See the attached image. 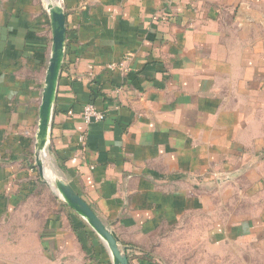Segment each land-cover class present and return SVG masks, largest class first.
I'll use <instances>...</instances> for the list:
<instances>
[{
	"label": "crops",
	"instance_id": "obj_1",
	"mask_svg": "<svg viewBox=\"0 0 264 264\" xmlns=\"http://www.w3.org/2000/svg\"><path fill=\"white\" fill-rule=\"evenodd\" d=\"M56 1L51 170L131 264H160L161 237L193 217L232 264H264V0ZM52 44L45 0H0V264H110L36 166ZM87 104L105 120L86 124Z\"/></svg>",
	"mask_w": 264,
	"mask_h": 264
},
{
	"label": "water",
	"instance_id": "obj_2",
	"mask_svg": "<svg viewBox=\"0 0 264 264\" xmlns=\"http://www.w3.org/2000/svg\"><path fill=\"white\" fill-rule=\"evenodd\" d=\"M50 17L53 44L49 65L46 72L45 87L39 112V125L36 137V166L40 178L70 209L83 218L101 238L109 251L113 264H131L125 247L117 234L110 229L88 205V203L55 172L54 178L47 176L46 167L51 169L50 158L44 161L43 155H49L52 119L57 99V90L61 77L67 41L66 15L64 8L54 1L45 0Z\"/></svg>",
	"mask_w": 264,
	"mask_h": 264
},
{
	"label": "rangeland",
	"instance_id": "obj_3",
	"mask_svg": "<svg viewBox=\"0 0 264 264\" xmlns=\"http://www.w3.org/2000/svg\"><path fill=\"white\" fill-rule=\"evenodd\" d=\"M54 2L57 1L54 0ZM49 171V176L54 178L53 170L49 168ZM59 203L62 212L68 210L75 213L61 199ZM48 204L49 206L52 205L51 202H48ZM83 221L93 231L84 219ZM182 225V227H176L170 233L162 236L158 242L161 246L155 253L160 264H232L228 245L222 246L220 250L207 245L209 241L205 238L204 232L208 227H211V219L193 217L184 221ZM92 238L98 243L99 251H104L105 259L107 258L109 263L113 264L111 263L112 260L110 262V255L103 241L94 231Z\"/></svg>",
	"mask_w": 264,
	"mask_h": 264
},
{
	"label": "built area",
	"instance_id": "obj_4",
	"mask_svg": "<svg viewBox=\"0 0 264 264\" xmlns=\"http://www.w3.org/2000/svg\"><path fill=\"white\" fill-rule=\"evenodd\" d=\"M109 68L115 70L116 65H110ZM82 118L86 124H91L94 122L104 121L106 114L95 105L87 104L83 108Z\"/></svg>",
	"mask_w": 264,
	"mask_h": 264
},
{
	"label": "bare ground",
	"instance_id": "obj_5",
	"mask_svg": "<svg viewBox=\"0 0 264 264\" xmlns=\"http://www.w3.org/2000/svg\"><path fill=\"white\" fill-rule=\"evenodd\" d=\"M51 1H54V0H51ZM58 5H60V4L58 3ZM43 158H44V161H45V162H46V160H47V162H48L50 156H49L47 153H44ZM46 171H47V176L50 177V176H49V175H50V171H49L48 166L46 167ZM50 178H51V177H50Z\"/></svg>",
	"mask_w": 264,
	"mask_h": 264
}]
</instances>
